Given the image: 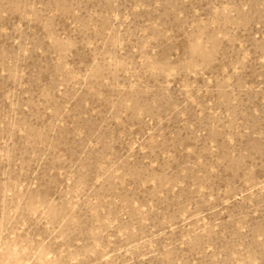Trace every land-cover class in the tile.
I'll return each instance as SVG.
<instances>
[{
  "label": "rangeland",
  "instance_id": "374dc122",
  "mask_svg": "<svg viewBox=\"0 0 264 264\" xmlns=\"http://www.w3.org/2000/svg\"><path fill=\"white\" fill-rule=\"evenodd\" d=\"M0 264H264V0H0Z\"/></svg>",
  "mask_w": 264,
  "mask_h": 264
}]
</instances>
